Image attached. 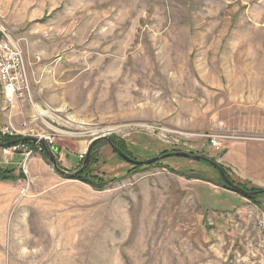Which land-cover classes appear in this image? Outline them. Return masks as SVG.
Returning <instances> with one entry per match:
<instances>
[{
  "label": "rangeland",
  "instance_id": "rangeland-1",
  "mask_svg": "<svg viewBox=\"0 0 264 264\" xmlns=\"http://www.w3.org/2000/svg\"><path fill=\"white\" fill-rule=\"evenodd\" d=\"M0 28L28 83L11 105L0 89V131L39 139L60 169L105 136L264 189V0H0ZM42 150L0 146V169L23 173L0 180V264H264V194L224 190L212 166L133 171L99 141L96 190Z\"/></svg>",
  "mask_w": 264,
  "mask_h": 264
},
{
  "label": "built area",
  "instance_id": "built-area-1",
  "mask_svg": "<svg viewBox=\"0 0 264 264\" xmlns=\"http://www.w3.org/2000/svg\"><path fill=\"white\" fill-rule=\"evenodd\" d=\"M28 83L21 41L0 28V89L4 104H12ZM219 136L208 137L213 147L219 146Z\"/></svg>",
  "mask_w": 264,
  "mask_h": 264
},
{
  "label": "water",
  "instance_id": "water-1",
  "mask_svg": "<svg viewBox=\"0 0 264 264\" xmlns=\"http://www.w3.org/2000/svg\"><path fill=\"white\" fill-rule=\"evenodd\" d=\"M99 141H105L112 148V150L117 154V156L120 159H122L126 163L132 164L134 166L150 165V164H153V163H157L160 160H163V159H166V158H172V157H180V158H185V159H189V160H193V161H200V162L206 163V164L212 166L213 168H215L216 171L218 172L219 177L221 178L222 182L224 183V185L229 190H231L233 193L241 194L244 197H255V196H259V195H263L264 194V189L256 190V191H253V192H248V191L243 190L242 188H240L236 184L232 183L227 178V176L225 175L223 169L218 164L212 162L210 159H207L205 157L195 156V155H191V154L185 153V152H173V153L163 154V155H160L158 157H155V158H152V159H149V160H146V161H136V160L131 159L128 156H126L119 149L115 148L113 146V144L111 143V138L110 137H105V136L96 137V138H94L93 140L90 141L89 146H88L87 151H86V154H85V159H84L82 168L79 169L77 172H75L73 174H70L67 171L62 170V169H60L57 166L56 159L54 158L52 152L49 151L46 148L45 144L42 141H40L39 139L23 137V138H20V139H18L16 141H13L11 143H7V144L1 145V146H3V147H11V146H14L16 144H23L25 142L39 143L40 145H42L44 147L45 152H46V154L48 156V159L50 161V164H51L53 170L55 172L61 174V175H64V176L68 177V178H73V177L77 176L78 174H80L85 169V167L87 166L88 160H89L91 149Z\"/></svg>",
  "mask_w": 264,
  "mask_h": 264
},
{
  "label": "trees",
  "instance_id": "trees-1",
  "mask_svg": "<svg viewBox=\"0 0 264 264\" xmlns=\"http://www.w3.org/2000/svg\"><path fill=\"white\" fill-rule=\"evenodd\" d=\"M20 139V137H17V136H11V135H8V134H3L1 133L0 131V146L1 145H4V144H7V143H11L13 141H16ZM111 143L113 144V146L117 149H119L121 152H123L126 156H128L129 158L133 159V155L132 153L127 149V146L125 143H122V142H117V143H114L113 140L111 139ZM16 145H19V144H16ZM23 146L27 147V146H32L34 145V143H29V142H25L22 144ZM43 156L46 158L47 157V154L45 152V149L43 147V150L41 151ZM114 152V151H113ZM173 152H180V151H177V150H171V151H162L160 153V155H163V154H167V153H173ZM221 167V166H220ZM141 167H133L132 165V170L135 171V170H139ZM222 168V167H221ZM225 175L227 176V178L234 184H236L237 186H239L240 188H242L243 190L245 191H248V192H253V191H256V189L254 188H249V183H246V182H243L241 180H237V179H234V178H230V174L228 172V170H226L225 168H222ZM90 171L89 168L83 170L80 174H78L77 176L73 177L72 179L74 180H77V181H81L83 183H86L88 185H90L91 187H93L94 189L96 190H103L105 188V182L104 181H99L98 183H94V182H91L89 180H87L85 178V174L88 173ZM14 170H10V169H7V170H1L0 169V180L2 181H16L20 178H23V173L22 171H19V174L17 176H15L14 174ZM220 185L221 187L224 189V190H227L229 192H232L231 190H229L225 185L224 183L222 182L221 178H220ZM233 193V192H232ZM236 194V193H235ZM239 195L240 197H243V198H246L248 200H254L255 197H244L243 195L241 194H237Z\"/></svg>",
  "mask_w": 264,
  "mask_h": 264
}]
</instances>
